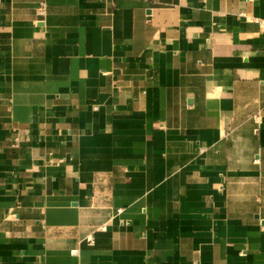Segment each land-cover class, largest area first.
<instances>
[{
    "label": "crops",
    "instance_id": "0c3cea01",
    "mask_svg": "<svg viewBox=\"0 0 264 264\" xmlns=\"http://www.w3.org/2000/svg\"><path fill=\"white\" fill-rule=\"evenodd\" d=\"M261 20L0 0V264H264Z\"/></svg>",
    "mask_w": 264,
    "mask_h": 264
},
{
    "label": "built area",
    "instance_id": "2783aa9c",
    "mask_svg": "<svg viewBox=\"0 0 264 264\" xmlns=\"http://www.w3.org/2000/svg\"><path fill=\"white\" fill-rule=\"evenodd\" d=\"M44 8V5H42V7L39 9L40 10V13H41V10ZM260 22V21H259ZM260 25L263 27L264 26V20H261L260 22Z\"/></svg>",
    "mask_w": 264,
    "mask_h": 264
}]
</instances>
